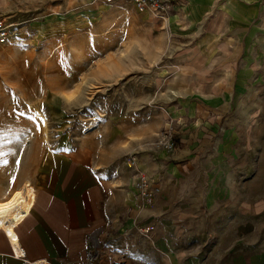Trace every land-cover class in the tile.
Listing matches in <instances>:
<instances>
[{"label": "rangeland", "instance_id": "obj_1", "mask_svg": "<svg viewBox=\"0 0 264 264\" xmlns=\"http://www.w3.org/2000/svg\"><path fill=\"white\" fill-rule=\"evenodd\" d=\"M180 4L157 12L126 0H0V14L14 22L0 46V185L20 176L0 208L14 216L16 196L29 203L36 158L84 133L105 135L120 158L135 155L154 203L170 162L184 173L182 188L204 183L186 161L212 153L207 129L227 119L245 129L239 154L264 168V33L251 31L258 19L236 26L216 1L188 21L170 10ZM228 7L236 18V5ZM164 128L170 151L158 144Z\"/></svg>", "mask_w": 264, "mask_h": 264}, {"label": "crops", "instance_id": "obj_2", "mask_svg": "<svg viewBox=\"0 0 264 264\" xmlns=\"http://www.w3.org/2000/svg\"><path fill=\"white\" fill-rule=\"evenodd\" d=\"M216 1L225 20L244 26L258 19L251 31L264 33V0H180L170 10L189 21ZM228 1L236 5V18L228 16ZM234 121L210 126L212 153L186 161L204 183L182 188L184 173L170 162L149 207L136 199L131 175L137 166L127 165L105 135L84 133L74 145L44 150L34 161L30 202L14 214L23 257L11 254L0 230V264H264V168L239 154L245 129ZM19 179L10 175L0 198Z\"/></svg>", "mask_w": 264, "mask_h": 264}, {"label": "built area", "instance_id": "obj_3", "mask_svg": "<svg viewBox=\"0 0 264 264\" xmlns=\"http://www.w3.org/2000/svg\"><path fill=\"white\" fill-rule=\"evenodd\" d=\"M131 1L138 8H142L144 6L150 7L152 10L157 12H163L168 8L171 3V0H126ZM14 22L9 20V17H4L0 14V46L8 41L11 34L13 33ZM158 144L170 151L175 147L174 139L171 135L169 129H163L158 138ZM135 155L130 154L126 160L127 165H135ZM132 183L136 189V199L140 206L149 207L153 203V193H154V185L150 178V175L139 168H134L133 173L131 175ZM7 236L9 244L11 245V254L18 258L23 257L24 251L22 247L19 246L18 242L16 245L12 243L6 232H4ZM42 261H32V264H40ZM44 264H49L48 262Z\"/></svg>", "mask_w": 264, "mask_h": 264}, {"label": "bare ground", "instance_id": "obj_4", "mask_svg": "<svg viewBox=\"0 0 264 264\" xmlns=\"http://www.w3.org/2000/svg\"><path fill=\"white\" fill-rule=\"evenodd\" d=\"M135 7L138 10H140V8H138L137 6H135ZM4 45H5V43L2 44L1 47H4ZM29 190H32V186L29 187ZM24 200H25V197L23 195H18L15 198V202H16V204L19 205V207L23 206ZM29 211H30V209H29ZM29 211L25 213L23 218L29 213ZM13 222H14V216L12 214H9V212H7L6 210L0 208V228L4 232H6L7 235H9L8 237L11 238V242L14 240L13 243L16 245L17 239L14 236V232H13Z\"/></svg>", "mask_w": 264, "mask_h": 264}, {"label": "trees", "instance_id": "obj_5", "mask_svg": "<svg viewBox=\"0 0 264 264\" xmlns=\"http://www.w3.org/2000/svg\"><path fill=\"white\" fill-rule=\"evenodd\" d=\"M174 143H175V141H174Z\"/></svg>", "mask_w": 264, "mask_h": 264}]
</instances>
